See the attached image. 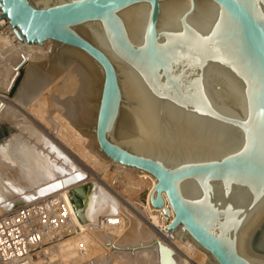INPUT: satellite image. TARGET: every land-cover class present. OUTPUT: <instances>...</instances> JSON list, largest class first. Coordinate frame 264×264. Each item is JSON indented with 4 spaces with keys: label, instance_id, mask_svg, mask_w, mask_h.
Returning <instances> with one entry per match:
<instances>
[{
    "label": "water",
    "instance_id": "water-1",
    "mask_svg": "<svg viewBox=\"0 0 264 264\" xmlns=\"http://www.w3.org/2000/svg\"><path fill=\"white\" fill-rule=\"evenodd\" d=\"M0 8L22 41L54 39L101 64L98 146L156 178L151 201L172 217L166 228L181 225L173 233L204 250L206 264H253L235 240L264 204V0H0ZM81 189L70 198L83 219ZM253 247L264 253V222Z\"/></svg>",
    "mask_w": 264,
    "mask_h": 264
},
{
    "label": "bare ground",
    "instance_id": "bare-ground-1",
    "mask_svg": "<svg viewBox=\"0 0 264 264\" xmlns=\"http://www.w3.org/2000/svg\"><path fill=\"white\" fill-rule=\"evenodd\" d=\"M23 42L19 46L0 38L9 54L0 56V214L59 192L75 225L72 234L43 246L36 264H206L204 250L173 233L181 225L166 228L172 217L151 201L156 178L115 162L99 148L96 124L105 78L101 64L81 48L54 39ZM18 78L14 94L8 95ZM109 164L122 169L118 193L95 172L109 169ZM145 178L151 184L139 209L134 197ZM76 187L82 188L83 219L70 198ZM116 214L122 216L121 224L101 225L102 216ZM263 222L264 204L236 235L235 249L253 264L264 263V253L253 247Z\"/></svg>",
    "mask_w": 264,
    "mask_h": 264
},
{
    "label": "built area",
    "instance_id": "built-area-1",
    "mask_svg": "<svg viewBox=\"0 0 264 264\" xmlns=\"http://www.w3.org/2000/svg\"><path fill=\"white\" fill-rule=\"evenodd\" d=\"M2 13L0 8V38L6 37L13 44L25 46ZM8 55L6 48L0 45V56L5 58ZM73 219L67 199L59 192L22 203L0 214V264H36L43 246L73 233ZM122 220L119 214L104 215L100 223L116 226Z\"/></svg>",
    "mask_w": 264,
    "mask_h": 264
},
{
    "label": "rangeland",
    "instance_id": "rangeland-1",
    "mask_svg": "<svg viewBox=\"0 0 264 264\" xmlns=\"http://www.w3.org/2000/svg\"><path fill=\"white\" fill-rule=\"evenodd\" d=\"M22 74V73H21ZM23 75V74H22ZM22 75L20 77H22ZM19 79L21 78H18L17 82L15 83L13 89L8 92L7 94L8 95H12L14 94L18 84H19ZM4 125L7 126L8 123L7 122H4ZM48 129V128H47ZM86 167H88L86 164H85ZM109 169H105V167H99L98 169H95V172H97V174L99 175V179L106 185L107 184V187L109 189H111L112 191L114 192H117L119 190H117V188L119 187V184L118 182H120L122 176V169L121 167H116L112 164H109ZM92 169V168H91ZM121 176V177H120ZM106 182V183H105ZM150 184H151V180L149 178H145L144 179V182H143V187L142 189L139 191V193L134 197V201L136 202L137 206L140 208H142V204L141 203H144L147 199V194L149 192V187H150ZM113 186V187H112ZM88 187V184H86V189ZM111 187V188H110ZM85 189V190H86ZM117 190V191H116ZM118 193V192H117ZM122 197V195H120ZM124 198V197H123ZM128 202V201H127ZM20 205V204H19ZM132 205V204H131ZM18 206V205H17ZM129 206H130V202H129ZM132 207V206H131ZM4 213V212H3Z\"/></svg>",
    "mask_w": 264,
    "mask_h": 264
}]
</instances>
